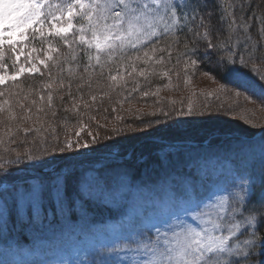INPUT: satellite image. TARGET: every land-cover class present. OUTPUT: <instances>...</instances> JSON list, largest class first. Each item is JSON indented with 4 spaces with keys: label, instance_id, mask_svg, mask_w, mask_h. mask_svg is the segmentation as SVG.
Here are the masks:
<instances>
[{
    "label": "snow or ice",
    "instance_id": "1",
    "mask_svg": "<svg viewBox=\"0 0 264 264\" xmlns=\"http://www.w3.org/2000/svg\"><path fill=\"white\" fill-rule=\"evenodd\" d=\"M250 9L251 0H0V85L17 81L24 73L47 78L42 84L46 91L36 93L39 102L30 99L31 88L25 92L20 84L15 85L19 89L15 93L8 89L0 91L3 98L0 99V184L5 188L0 199L5 205L9 196L14 202L25 201L39 214L47 197L54 212L71 213L89 203L101 180L105 181V187H110L105 169L93 174L76 167L75 162L87 155L80 149L95 152L97 149L92 146L101 139L113 140L125 132L148 133L146 129L154 124L168 126L166 120L171 116L204 117L211 116L213 111L233 112L241 97L255 103L252 96L257 95L264 105V43L261 42L264 15L257 16ZM254 27L256 38L252 35ZM38 38L41 47L30 46ZM54 40L69 50L63 63L77 62L76 72L71 67L67 70V83L62 75L63 54L60 47L53 46ZM201 42L204 51L199 56ZM181 43L184 51L178 52L176 63L184 58L186 87L192 82L188 70L205 59L211 61L215 55L218 68L232 66L228 73L230 80L221 82L225 79L223 75L211 76L215 88L203 93L205 100L214 97L220 101L215 108L210 103L196 106L190 99L186 104L183 100H172L170 107L160 106L147 114L155 119L138 116L141 125L137 126L125 123L122 115H116L109 126L91 114L98 96L102 103L111 92L122 93L129 88V78L135 85L129 96L132 93H139L141 98L159 96L161 88L154 91L151 88L153 78H167L164 87L173 88L170 73L177 81L181 73L174 71L175 65L169 63L172 52ZM53 53L58 55L54 57ZM22 56L24 62L19 63ZM9 67L14 69V74L8 75ZM52 67L57 68L56 77ZM105 77L107 91L101 87ZM139 78H143L146 90L141 91ZM73 79L79 81L75 94ZM94 82L100 92L93 90ZM61 112L60 121L66 128L71 119L76 121L71 125L73 134L65 132L63 138L53 126ZM240 118L245 119V115ZM103 119L107 121L108 117ZM28 122L31 127H25ZM246 122L264 130V123L251 118ZM243 171L251 176L252 183L238 185L231 199L220 197L204 203L203 207L197 202L190 217H169L140 230L130 228L123 237L127 243L112 246L107 254L110 259L104 264H249L258 250L264 257V170L259 175L248 173L247 169ZM24 172L33 173V178L23 185H13L9 191L4 182ZM117 175L125 180L127 173ZM257 180L261 186L259 192ZM6 225L0 211V226Z\"/></svg>",
    "mask_w": 264,
    "mask_h": 264
},
{
    "label": "rangeland",
    "instance_id": "2",
    "mask_svg": "<svg viewBox=\"0 0 264 264\" xmlns=\"http://www.w3.org/2000/svg\"><path fill=\"white\" fill-rule=\"evenodd\" d=\"M259 2L264 4V0H259ZM253 23L256 24L258 21ZM252 34L256 38L253 32ZM37 40H40V38ZM53 46L55 47L54 44ZM161 46H163V42H161ZM36 47L40 48L41 45L38 44ZM43 48L46 50L47 45H43ZM65 49V53H62V63L69 52L67 47ZM183 50L184 46L174 50L169 63V66L175 65L174 71H180L181 73L179 81H177L174 74L170 73V75H173V88L164 87L168 82L167 78H153L151 88L154 91L156 87H160L159 96L141 98L139 93H132L129 96V90L135 86L131 78H129V88L122 93L120 90L113 91L110 97H104L102 103L99 102L98 96V102L94 109L91 110V114L95 115L100 123H108L109 126L113 123L116 115H122L125 123L137 126L141 125V120L137 118L138 116L142 115L144 120L155 119L147 114L160 106L170 107L172 100L177 102L183 100L186 104L190 99L196 106L210 103L215 108L220 101H217L214 97H208L205 100L203 95V93L212 91L215 88L210 78L214 76L213 74L208 73V75H205L206 72L201 71L199 66L191 68L188 70V75L191 76V85L187 87L184 85L183 61L181 59L179 64L176 61L173 62L175 53ZM157 55L159 56L161 53H157ZM163 55L166 56L167 54L164 53ZM23 62L24 57L22 56L19 63ZM76 63L75 61L65 63L63 65L64 71L71 67L76 72ZM41 70L45 71V73L47 72L42 66ZM7 73L8 75L14 74V69L9 67ZM53 77L56 76L53 75ZM63 77L68 79V72L65 75L63 74ZM46 79V76L40 77L37 74L24 73L17 78V81H6L5 84L0 85V91L8 89L15 93L19 91L15 85L20 84V87L25 92L31 88L33 91L30 99H37L39 102L36 93L46 91L42 88V84L46 82ZM95 79L94 77V81ZM139 79L141 80V91L146 90L147 86L144 85L143 78ZM78 82L77 79H73L74 94L76 93V84ZM106 83L105 77V79L101 80V87L104 91H107L104 86ZM176 84H179V87H175ZM93 90L95 92L101 91V89L96 87L95 82ZM192 92H195L196 95L193 96ZM125 96H128L127 100L124 99ZM65 98V104H67L68 97L65 96ZM85 99H88L86 90ZM121 101H123L122 104L120 103ZM254 101L256 102H246L241 97L237 102L236 111H213L211 116H171L166 120L168 126L163 123L160 125L154 124L151 128L146 129L148 133L125 132L121 136L114 137L113 140L101 139L99 144L92 146L97 149L95 152H91L89 149H80V152L87 153V155L80 157L75 162L76 167L93 174H98L100 170L105 169L104 176L110 187H105V181L101 180L99 186L93 191V196L89 203L83 208L77 207L75 214L58 210L54 212L53 203L47 197L42 202L39 214L25 201L17 199L14 202L13 198L9 196L5 205L4 200L0 199V206H3L0 211H3L7 225L12 224L11 217L14 213L16 214V223L17 216H19V224L20 220L26 221L32 218L33 222H35L41 219L40 217L45 213L48 214L47 223L44 224L39 235L41 237L31 240V235L29 234L28 242L18 241L16 243L14 239L7 241V243L0 242V264H93V262L94 264H104L110 259L107 254L112 246L120 247L123 243H127L123 237L128 234L130 228L140 230L151 223L163 222L169 217H190L191 211L197 202L203 207L204 203L217 201L220 197H229L231 199L232 195L238 191L237 186L241 183L251 185L252 178L247 173L236 170L235 164L230 158L244 157L247 163L245 169L248 170V173L253 171L259 175L263 170V168L259 169V166L264 162V141H261V135L252 140L228 138V135H225L226 139H228L226 140L224 135L220 136L214 132L221 128L223 130H232L236 132L235 134L248 137V134L261 131L260 127H253L246 122L248 118H251L254 122L264 123V111H261L264 105H261L259 99H254ZM25 103L27 106L28 102ZM54 103L58 104V101L54 99ZM104 108H107L108 111L104 112ZM113 109H116V111L114 112ZM129 109H132L133 112H129ZM137 109L140 110L139 113L135 112ZM17 111L20 110L17 109ZM33 111H35V107H33ZM241 115H245V119H241ZM105 116L108 117L107 121L103 119ZM160 119L164 120L163 117H160ZM71 120L67 128L60 121V117L56 121L57 124L54 123L53 126L56 127V132L61 138H63L65 132L69 135L73 134L71 125L75 124L76 121ZM85 122H87V118H85ZM31 126V122L25 124V127ZM93 126L95 125L93 124ZM100 131L101 137H103L104 130L101 129ZM50 133L51 129H49ZM204 133L214 135L210 138L211 140L208 139L210 141L208 146H201L200 144L204 143V140L195 138ZM20 135L22 139L23 134ZM215 136L219 138H215ZM190 137H194V140ZM29 138H32L31 134H29ZM219 139L220 141H217ZM176 142L189 146L187 155L183 157L174 155L171 157L165 153ZM106 144L108 145L104 146ZM101 152H113V154L118 152L119 156L123 158L122 160L130 159L134 163L136 162L139 165L138 169L131 174H127L124 180L117 175L118 173L123 174L122 171L110 167L113 159L112 161H102L100 159L99 153ZM224 152H233V154L225 156ZM141 158H143V161H141ZM180 161L189 162L187 163L189 165L188 172L185 170L186 177L190 183L187 185L188 189L185 191V195L179 192L180 189L174 188L176 180L171 178L175 177L168 178L164 185L151 184L160 180L161 172L164 175V172L169 171L168 166ZM140 165L144 166L140 168ZM170 169L176 171L172 167ZM14 176V179L4 182L7 184L9 191L13 185H23L26 181L31 180L33 173L24 172L14 174ZM129 178H133L134 181H128ZM130 185L133 186L131 187ZM185 186L186 184L183 183L181 188ZM256 190L257 192L261 190L258 180ZM4 191V184H0V192ZM99 204L107 205L112 210H123L121 215L123 217L114 223H95L92 220V213L86 212ZM6 226H0V231L5 233ZM161 227H164L163 224H161ZM121 254L131 255V253ZM249 264H255V262L251 261Z\"/></svg>",
    "mask_w": 264,
    "mask_h": 264
},
{
    "label": "trees",
    "instance_id": "3",
    "mask_svg": "<svg viewBox=\"0 0 264 264\" xmlns=\"http://www.w3.org/2000/svg\"><path fill=\"white\" fill-rule=\"evenodd\" d=\"M262 4L263 3L259 2V0H251V9H250V11L256 12L257 16L264 15V4L263 5ZM252 32L256 36V28L255 27L253 28ZM188 38L190 40V38H191L190 37V34H189ZM46 39H52V38L51 37H47ZM182 40H183V36H182ZM261 42L264 43V41H261ZM38 44H40V40L35 41L30 46H35L36 47ZM53 44L55 45V47H60L61 53H65V51H66L65 48L66 47H61L58 40H54L53 41ZM46 45L47 44L45 43L44 46H46ZM182 46H183V43H181L179 45V47H182ZM190 47H191V45H190ZM203 51H204L203 43L201 42L199 44V53H198V55L199 56H202ZM178 52L179 51H177L175 53V55L173 56L174 57L173 58L174 59L173 62L176 61V58L178 56ZM180 52H182V51H180ZM53 55H54V57L57 56V54H53ZM183 60H184V58H182V61ZM215 60H216V56L215 55L212 57V60L211 61L205 59L203 62H201V63L198 64L199 69L201 71H204V72H207V73H211L214 76L217 75V74L223 75L225 77V79L222 80L221 82H226L227 80H230L231 77L228 75V73H229V69L232 66L231 65H226V66H221V67L218 68L216 66V64H215ZM61 61H62V59H61ZM64 64L65 63H63V65ZM51 71H52V74L56 76V74H57V68L52 67L51 68ZM66 72H68V71H63L62 75L63 74L65 75ZM67 81H68V79H65V82H67ZM37 82H39V81H37ZM252 99L253 100L254 99H256V100L259 99V101H260V97L257 96V95H253L252 96ZM62 114L63 113L61 112L58 115V117H60V115H62ZM58 117L56 118V121H57ZM47 119H50V117L49 118H46V120ZM71 121H75V119H72ZM55 123L57 124V122H55ZM216 129H218V128H216ZM259 131L255 132L254 134H248L247 136L248 137H251V136L253 137ZM214 133H216L217 135H220V136H222V135H224V136L225 135H228V136H231L233 138H239V139H241V137H244L245 136V135L243 136V135L235 134L236 132H233L232 130H227V129L226 130H223L221 128L219 130H216V132H214ZM212 136H214V135L213 134L207 135L206 133H204L201 136L195 137V138L196 139H200V140H204V141H208V139H210ZM190 138L193 139L194 137H190ZM215 138H219V137L218 136H215ZM29 139H31V138H29ZM217 141H220V139L217 140ZM234 142H237V141H234ZM240 142H243V141H240ZM101 153H99V154H101ZM104 153H113V152H104ZM115 154H117L119 156L118 152H116ZM167 155H169L171 157L174 156V155L175 156H178V157H183V156L187 155V150H181L180 152H175V153H167ZM185 165H186V162L180 161V162L173 163L172 165L168 166L169 167L168 169H170V167H172V168H181V167H183ZM138 166L139 165H137L136 162L134 163V161L133 160H130V159H128V160H125L124 159V160H121V161L113 160V162L110 164V167L115 168L116 170L122 171L123 173H127V174H131L133 171L137 170L138 169ZM143 166L144 165H140V168L143 167ZM261 168H263V170H264V162L262 163L261 166H259V169H261ZM128 181H134V179L133 178H129ZM130 186L132 187L133 185H130ZM75 211H76V209H74L72 212L75 214ZM119 211L120 210H118V209L112 210L107 205L99 204V205L93 206L91 208V210L88 211V212H86V213H92V220H94V222H101V221H106V219L108 217H114L115 215H117L119 213ZM11 218H12V224H8L6 226V232L3 233L2 231H0V242L2 241V242L5 243V242H7V241H9L11 239L12 240L14 239L15 240L14 242H16V243L18 241L19 242H23V241L28 242L29 241V238H28V235L29 234L31 235V240H33L34 238L41 237L39 235L41 234V231H42V229L44 227V224L47 223L48 214L45 213L42 217H40L41 219H38L35 222H33L32 218H30L29 220H26V221L25 220H20V224H19V216H17V223H16V214L15 213L13 214V216ZM28 231H30V232L27 233ZM262 260H263V257H261L259 255V250H258L257 253H256V255H255V257H254V260H251V261L255 262L256 264H260V263H262L261 262ZM251 261H249V263Z\"/></svg>",
    "mask_w": 264,
    "mask_h": 264
}]
</instances>
